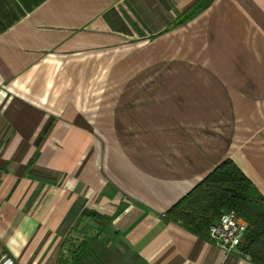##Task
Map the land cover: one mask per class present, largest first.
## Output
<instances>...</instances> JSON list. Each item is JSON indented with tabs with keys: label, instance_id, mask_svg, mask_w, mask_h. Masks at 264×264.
<instances>
[{
	"label": "crops",
	"instance_id": "1",
	"mask_svg": "<svg viewBox=\"0 0 264 264\" xmlns=\"http://www.w3.org/2000/svg\"><path fill=\"white\" fill-rule=\"evenodd\" d=\"M197 1L0 0V264H255L165 213L227 159L264 197V0L201 13L241 48L240 69L213 72L234 85L207 102L99 118L92 99L102 52L146 43Z\"/></svg>",
	"mask_w": 264,
	"mask_h": 264
},
{
	"label": "rangeland",
	"instance_id": "2",
	"mask_svg": "<svg viewBox=\"0 0 264 264\" xmlns=\"http://www.w3.org/2000/svg\"><path fill=\"white\" fill-rule=\"evenodd\" d=\"M212 1L198 0L167 30L147 38L149 40L144 44L138 37L129 38L124 43L131 45L112 46L109 54L101 53L99 75L90 79L99 90L92 96L93 101L101 105L99 118L114 109L126 107L157 109L173 104L200 105L207 102V92H221L222 86L230 88V82L234 85V74L230 73L229 78H218L213 73L227 69L234 72L236 66L239 65L240 69L242 64L236 60L241 48L235 47V30H227L225 25L221 30L218 16L210 11L201 14ZM195 17L197 20L184 29L171 31ZM257 50L260 51L259 48L245 47L243 53L254 56L259 53ZM246 58L249 62L243 64L245 69H262V63ZM84 83L86 94L88 84L89 89L92 88L87 80ZM105 118L100 119L102 126L107 125ZM237 249L239 243L235 250L239 252Z\"/></svg>",
	"mask_w": 264,
	"mask_h": 264
},
{
	"label": "trees",
	"instance_id": "3",
	"mask_svg": "<svg viewBox=\"0 0 264 264\" xmlns=\"http://www.w3.org/2000/svg\"><path fill=\"white\" fill-rule=\"evenodd\" d=\"M228 210L247 224L239 250L253 263L264 264V197L231 160L220 163L165 214L197 236L209 238V225ZM80 257L73 264H81Z\"/></svg>",
	"mask_w": 264,
	"mask_h": 264
},
{
	"label": "built area",
	"instance_id": "4",
	"mask_svg": "<svg viewBox=\"0 0 264 264\" xmlns=\"http://www.w3.org/2000/svg\"><path fill=\"white\" fill-rule=\"evenodd\" d=\"M246 222L238 217L234 210L222 212L208 227V233L213 243L225 254L233 253L246 229ZM238 250V249H237ZM243 254V253H242ZM243 256H245L243 254ZM245 257H248L247 255ZM2 264H13L7 259Z\"/></svg>",
	"mask_w": 264,
	"mask_h": 264
}]
</instances>
